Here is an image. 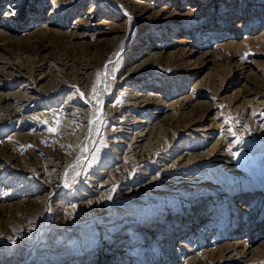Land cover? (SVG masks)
Masks as SVG:
<instances>
[{
    "label": "rangeland",
    "instance_id": "1",
    "mask_svg": "<svg viewBox=\"0 0 264 264\" xmlns=\"http://www.w3.org/2000/svg\"><path fill=\"white\" fill-rule=\"evenodd\" d=\"M0 264H264V0H0Z\"/></svg>",
    "mask_w": 264,
    "mask_h": 264
},
{
    "label": "bare ground",
    "instance_id": "2",
    "mask_svg": "<svg viewBox=\"0 0 264 264\" xmlns=\"http://www.w3.org/2000/svg\"><path fill=\"white\" fill-rule=\"evenodd\" d=\"M62 115V114H61ZM123 120V119H122ZM151 125V124H150ZM155 127V126H154ZM153 131H157V127L156 128H154V130ZM142 134V133H141ZM142 136H145L146 137V135L144 134V132H143V134H142ZM141 138H143V137H141ZM78 140H79V138H78ZM135 140V139H134ZM133 140V141H134ZM137 140V139H136ZM144 140V139H143ZM147 141V140H146ZM145 141H140L139 143H141V145L139 146L140 147V150H139V153L141 152H143V150L146 148H148L149 146H150V144H149V146L148 147H146L143 143H144ZM135 143V142H134ZM149 143H151V141L149 140ZM147 144H148V142H147ZM146 144V145H147ZM151 145H152V143H151ZM128 147H129V145H128ZM215 147H218V145L217 146H215ZM129 149V148H128ZM150 149V148H149ZM147 152V151H146ZM143 154V153H142ZM153 182H154V180H153Z\"/></svg>",
    "mask_w": 264,
    "mask_h": 264
},
{
    "label": "snow or ice",
    "instance_id": "3",
    "mask_svg": "<svg viewBox=\"0 0 264 264\" xmlns=\"http://www.w3.org/2000/svg\"><path fill=\"white\" fill-rule=\"evenodd\" d=\"M12 14H15V13H14V10H13Z\"/></svg>",
    "mask_w": 264,
    "mask_h": 264
}]
</instances>
